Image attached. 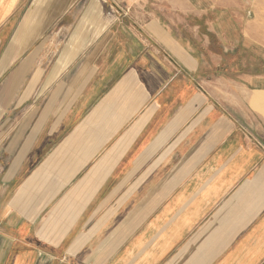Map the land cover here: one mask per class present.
<instances>
[{
    "label": "crops",
    "instance_id": "1",
    "mask_svg": "<svg viewBox=\"0 0 264 264\" xmlns=\"http://www.w3.org/2000/svg\"><path fill=\"white\" fill-rule=\"evenodd\" d=\"M172 2L0 0V264H264V57Z\"/></svg>",
    "mask_w": 264,
    "mask_h": 264
},
{
    "label": "rangeland",
    "instance_id": "2",
    "mask_svg": "<svg viewBox=\"0 0 264 264\" xmlns=\"http://www.w3.org/2000/svg\"><path fill=\"white\" fill-rule=\"evenodd\" d=\"M105 15L112 20L132 18L137 20L144 15H162L178 9L172 0H103ZM220 6L240 14L242 27L259 45L264 57V0H213ZM256 114L264 121V95L254 98Z\"/></svg>",
    "mask_w": 264,
    "mask_h": 264
}]
</instances>
